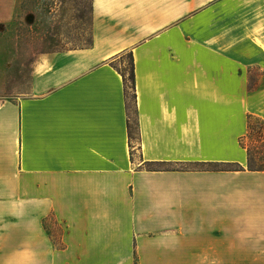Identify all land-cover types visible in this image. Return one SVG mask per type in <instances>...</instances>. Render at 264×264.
<instances>
[{
    "label": "crops",
    "instance_id": "1",
    "mask_svg": "<svg viewBox=\"0 0 264 264\" xmlns=\"http://www.w3.org/2000/svg\"><path fill=\"white\" fill-rule=\"evenodd\" d=\"M90 20V44L40 53L15 100L0 63V240L19 242L0 264H264V170L239 144L264 119V0H91ZM49 217L68 246L29 247Z\"/></svg>",
    "mask_w": 264,
    "mask_h": 264
},
{
    "label": "rangeland",
    "instance_id": "2",
    "mask_svg": "<svg viewBox=\"0 0 264 264\" xmlns=\"http://www.w3.org/2000/svg\"><path fill=\"white\" fill-rule=\"evenodd\" d=\"M90 5L91 0H15L12 20L0 25V63L4 65L6 72V91L1 97L15 100L21 92L27 90L32 63L40 53L88 45L91 24ZM115 64L127 75L128 54H124ZM253 72L255 76V72L259 71L253 70ZM132 127L135 132L134 122ZM244 142L252 146L255 137L247 135ZM46 224L48 227L45 228L44 235L36 226H30L29 247H67V226L51 217L46 218ZM221 236L227 237L228 232H222ZM18 243L8 239L0 240V247H19L16 246ZM189 259V264H229L230 262L227 256ZM134 264H138L136 259Z\"/></svg>",
    "mask_w": 264,
    "mask_h": 264
},
{
    "label": "trees",
    "instance_id": "3",
    "mask_svg": "<svg viewBox=\"0 0 264 264\" xmlns=\"http://www.w3.org/2000/svg\"><path fill=\"white\" fill-rule=\"evenodd\" d=\"M90 44V41L89 43ZM129 57V69L127 75L122 73L116 64L114 63L115 67L121 72L123 76V80L125 83V91L126 97L129 99L134 98V71H133V63H132V56L131 53H127ZM129 132L132 135L133 127L130 123L128 125ZM247 135H253L255 137V143L252 146H248L244 142V138ZM239 144L245 148L247 153V168L249 170H264V119L261 118H252L250 117L248 120L247 128L245 133L239 137ZM168 165L165 162H148L145 164V167L149 170H158V169H165ZM170 165V164H169ZM190 167L199 168V169H211V170H239L243 169L238 164H220V163H211V162H198L191 164Z\"/></svg>",
    "mask_w": 264,
    "mask_h": 264
}]
</instances>
